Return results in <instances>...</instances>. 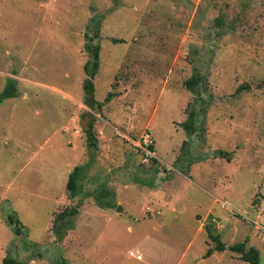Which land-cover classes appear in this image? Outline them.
<instances>
[{"label":"rangeland","instance_id":"rangeland-1","mask_svg":"<svg viewBox=\"0 0 264 264\" xmlns=\"http://www.w3.org/2000/svg\"><path fill=\"white\" fill-rule=\"evenodd\" d=\"M207 226L264 264V0H0V264H249Z\"/></svg>","mask_w":264,"mask_h":264},{"label":"trees","instance_id":"trees-1","mask_svg":"<svg viewBox=\"0 0 264 264\" xmlns=\"http://www.w3.org/2000/svg\"><path fill=\"white\" fill-rule=\"evenodd\" d=\"M91 41V39H89ZM87 51L90 54V59L86 61V63L83 65V70L87 76V79L83 82V89L85 91V97L88 99L94 89H93V83L92 80L94 79L96 75V71L99 66L98 61V47L92 46V45H85ZM200 82V78L198 76H191L188 80L184 82L185 87L190 90L194 91V89L198 86ZM7 87H9L11 90L8 91ZM5 88V91L3 92V97H11L16 94L15 88L12 84L8 85ZM110 94H108L106 101L109 99ZM99 107L102 106V103L97 104ZM195 112L191 110L188 114L187 119L181 124L183 129L187 134H194L196 131V125H195ZM86 135V146L88 149L93 150L96 149V140L94 136L92 135L90 130H87L85 132ZM148 150L154 152V148L152 146L146 147ZM221 157L225 156L224 152L219 153ZM83 167L76 166L73 171L69 174L67 184H66V191L67 196L69 198H73L75 196H78L80 194V181L84 178L85 173L83 171ZM78 212V206L71 207V208H65L62 212L57 214L53 220L52 224V232L56 236L57 240H62L68 230L71 229L73 222L72 217L75 216ZM8 223L11 225V228L15 227V231L17 234L20 233L22 225L19 223V221L15 217H10L8 220ZM14 224V226L12 225ZM211 224V223H210ZM209 224V225H210ZM206 233L208 237L215 243L214 249H208L206 251L205 256L208 257L212 254L213 251L216 252H223L226 249L230 252L236 253L239 255V258L243 262H247L249 264H260V255L257 249L253 247H246L245 243L241 244H235L226 247L222 242L221 238L217 234H213L211 229L207 226ZM28 261H18L13 258L5 257L2 260L1 264H28ZM60 264H67L65 261H63Z\"/></svg>","mask_w":264,"mask_h":264},{"label":"water","instance_id":"water-1","mask_svg":"<svg viewBox=\"0 0 264 264\" xmlns=\"http://www.w3.org/2000/svg\"><path fill=\"white\" fill-rule=\"evenodd\" d=\"M85 128H86V126L84 125L83 122H81V129H82V131H84ZM117 211H121V207L120 206H118Z\"/></svg>","mask_w":264,"mask_h":264},{"label":"built area","instance_id":"built-area-1","mask_svg":"<svg viewBox=\"0 0 264 264\" xmlns=\"http://www.w3.org/2000/svg\"><path fill=\"white\" fill-rule=\"evenodd\" d=\"M147 146H148V145H146V147H147ZM131 256H134V254H133V253H131ZM136 258H137V259H140L141 257H140V256H139V257H138V256H136Z\"/></svg>","mask_w":264,"mask_h":264}]
</instances>
